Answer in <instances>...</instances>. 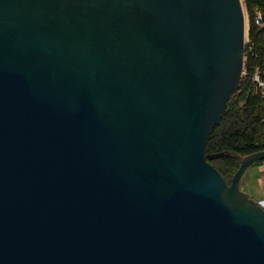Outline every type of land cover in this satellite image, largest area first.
Instances as JSON below:
<instances>
[{
  "label": "water",
  "instance_id": "obj_1",
  "mask_svg": "<svg viewBox=\"0 0 264 264\" xmlns=\"http://www.w3.org/2000/svg\"><path fill=\"white\" fill-rule=\"evenodd\" d=\"M243 0H0V264H264V204L206 154L244 74Z\"/></svg>",
  "mask_w": 264,
  "mask_h": 264
},
{
  "label": "trees",
  "instance_id": "obj_2",
  "mask_svg": "<svg viewBox=\"0 0 264 264\" xmlns=\"http://www.w3.org/2000/svg\"><path fill=\"white\" fill-rule=\"evenodd\" d=\"M243 1L249 22L244 74L206 146V154L225 153L209 161L228 183L244 156L264 150V93L253 81L257 71L264 81V0ZM257 14H260L259 24L256 23Z\"/></svg>",
  "mask_w": 264,
  "mask_h": 264
},
{
  "label": "crops",
  "instance_id": "obj_3",
  "mask_svg": "<svg viewBox=\"0 0 264 264\" xmlns=\"http://www.w3.org/2000/svg\"><path fill=\"white\" fill-rule=\"evenodd\" d=\"M249 168H252L248 172ZM242 175L247 189V194L257 201H262L264 204V160L252 164Z\"/></svg>",
  "mask_w": 264,
  "mask_h": 264
},
{
  "label": "built area",
  "instance_id": "obj_4",
  "mask_svg": "<svg viewBox=\"0 0 264 264\" xmlns=\"http://www.w3.org/2000/svg\"><path fill=\"white\" fill-rule=\"evenodd\" d=\"M259 19H260V14H257V19H256V23H257V24L260 23ZM253 81H254L255 83H257V87L259 88V90H260L262 93H264V81L262 80V78H261V76H260V74H259L258 71L255 72L254 75H253ZM262 203H263V202H262Z\"/></svg>",
  "mask_w": 264,
  "mask_h": 264
},
{
  "label": "rangeland",
  "instance_id": "obj_5",
  "mask_svg": "<svg viewBox=\"0 0 264 264\" xmlns=\"http://www.w3.org/2000/svg\"><path fill=\"white\" fill-rule=\"evenodd\" d=\"M247 19H248V18H247ZM247 40H248V39H247ZM251 169H252V168H249L248 172L251 171ZM241 179H242V178H241ZM240 188H241L242 190H244V191H245V190H248L243 180H242V181L240 180ZM245 192H246V191H245ZM248 195H249V194H248ZM256 201H257V200H256Z\"/></svg>",
  "mask_w": 264,
  "mask_h": 264
},
{
  "label": "bare ground",
  "instance_id": "obj_6",
  "mask_svg": "<svg viewBox=\"0 0 264 264\" xmlns=\"http://www.w3.org/2000/svg\"><path fill=\"white\" fill-rule=\"evenodd\" d=\"M248 20V19H247ZM248 25H249V22H248ZM248 42V40L246 39V43Z\"/></svg>",
  "mask_w": 264,
  "mask_h": 264
}]
</instances>
